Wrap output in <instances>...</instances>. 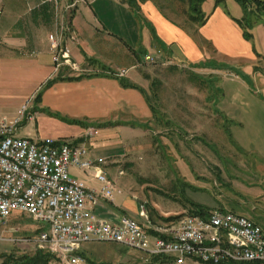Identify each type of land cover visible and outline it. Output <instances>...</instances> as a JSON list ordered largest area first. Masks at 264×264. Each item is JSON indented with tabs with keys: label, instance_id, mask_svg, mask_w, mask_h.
<instances>
[{
	"label": "crops",
	"instance_id": "obj_1",
	"mask_svg": "<svg viewBox=\"0 0 264 264\" xmlns=\"http://www.w3.org/2000/svg\"><path fill=\"white\" fill-rule=\"evenodd\" d=\"M71 1L0 0V74L3 66L12 61L34 66V72L41 77V85L36 89V92L41 89V98L35 114L58 116L83 128L84 132L74 138L56 139L80 144L86 138H95L101 131L106 132V142L111 143V134L117 132L134 137L136 141L146 139L149 145L146 147L152 152L151 138L160 134L155 131L158 110L147 94L148 78L139 72L141 67L154 63L143 61L146 55H151L164 64L177 67L176 70L204 68L219 74L221 70L234 73L233 77H215L219 81L218 87L215 86L219 99L214 112L225 118L224 126L221 120L217 124L211 120L203 122L202 129H193L190 115L196 107L188 103L181 105L179 126L212 138L222 136L223 130L230 135L236 154L250 157L253 166L264 171L262 56L245 37L241 19L231 16L221 3L207 13L202 10L207 19L203 24L193 21L183 24L153 0H133V4L131 0H94L68 11ZM64 26L66 31H63ZM50 35L63 37L78 70L68 66L56 70ZM257 62L260 64L255 69L253 65ZM120 69L130 70L129 74L122 79L114 77L112 73ZM90 131H95L93 136L89 135ZM139 145L141 147V143ZM113 147H109L113 157L124 150V146ZM90 154L93 155L91 151ZM92 155L91 158L95 157ZM70 171L89 187H99V183L83 171L75 168ZM103 171L106 174V169ZM121 194L117 192L112 202L101 201L95 213L112 223L132 217L153 237L158 236L145 218L131 213L122 204ZM234 202L236 204L233 201L223 203V210L245 215L264 229V208L249 210ZM234 207L242 212L235 211ZM157 212L158 215L149 220L160 227L177 224L179 214L185 210L160 209ZM14 213L22 214L13 212L10 217ZM44 230L45 226L41 227L38 234ZM19 232L17 227L10 230L11 234ZM20 239L25 238L0 237V241L10 244ZM144 255L148 256L146 264H150L151 259L158 261L156 264L171 261L169 257H151L145 252ZM188 264L194 262L188 261Z\"/></svg>",
	"mask_w": 264,
	"mask_h": 264
},
{
	"label": "rangeland",
	"instance_id": "obj_2",
	"mask_svg": "<svg viewBox=\"0 0 264 264\" xmlns=\"http://www.w3.org/2000/svg\"><path fill=\"white\" fill-rule=\"evenodd\" d=\"M153 1L175 20L183 24L191 21L188 0ZM217 1L203 0L202 10L209 12ZM220 3L231 16L241 20L246 18L244 9L236 0H222ZM259 14L263 17L264 10ZM251 33V41L262 56L261 64L257 62L253 68L256 69L260 64L264 75V18L252 24ZM33 68L29 63L18 61L3 66L0 74V118L14 120L22 106L29 103L30 115L34 118L29 120L28 115L25 116L19 125V137L70 139L78 136L83 131L81 126L58 116L41 115V112L35 115L41 93V89L38 92L36 89L41 85V77ZM176 69L156 59L154 63L139 69L141 75L148 78L147 94L158 110L155 131L160 134L151 138L152 152L148 149L149 145H146V139L136 141L134 137L117 132L111 134V143L106 142V132L100 131L98 136L86 138L79 145L91 151L93 155H90L95 156L94 159L102 157L106 160L103 168L106 169L107 177L117 185L118 193H122V204L133 214L140 215L144 207L152 220L160 209L185 210L179 214L180 219L184 215H192L195 206L208 210L224 209L223 203L232 201L241 203V206L249 210H261L264 208V171L253 166L250 157L236 154L230 135L222 130V136L212 138L208 134L187 131L179 126L182 120L181 105L185 103L196 107L190 115L193 129H202V123L211 120L216 124L221 120L224 126L225 118L214 112L215 103L219 99L215 89L219 81L215 77H233L234 73L221 70L219 74L204 68ZM206 131L208 133V129ZM111 146L117 149L124 146V150L113 157L109 149ZM234 210L242 212L237 207ZM44 226L46 229L45 223L14 213L7 221L0 220V237L31 239ZM12 227L19 228L20 232L11 234ZM0 247V264L6 255L21 257L42 250L33 243H22L19 240L13 244L0 241ZM77 255L85 264H146L148 257L135 248L98 242L82 245ZM150 261V264L158 262L153 259ZM50 264L66 263L55 256Z\"/></svg>",
	"mask_w": 264,
	"mask_h": 264
},
{
	"label": "built area",
	"instance_id": "obj_3",
	"mask_svg": "<svg viewBox=\"0 0 264 264\" xmlns=\"http://www.w3.org/2000/svg\"><path fill=\"white\" fill-rule=\"evenodd\" d=\"M93 1L72 0L67 10ZM49 41L56 70L63 66L78 70L63 37L50 35ZM154 60L151 55L143 59L145 63ZM129 71L120 69L112 75L122 79ZM26 115L29 120L34 118L29 103L14 120L0 118V220L7 221L13 212H20L47 228L20 242L33 243L66 264H85L77 252L93 242L121 244L151 257H169V264H264V229L251 218L229 210L184 215L175 225L156 227L143 207L140 215L158 234L155 237L133 218L112 223L99 217L95 207L103 200L112 202L118 192L103 171L106 160L91 158L86 147L72 142L19 137V125ZM72 168L96 180L99 187H89L77 179Z\"/></svg>",
	"mask_w": 264,
	"mask_h": 264
},
{
	"label": "trees",
	"instance_id": "obj_4",
	"mask_svg": "<svg viewBox=\"0 0 264 264\" xmlns=\"http://www.w3.org/2000/svg\"><path fill=\"white\" fill-rule=\"evenodd\" d=\"M222 0H218L216 4H219ZM244 9L245 14L247 15L241 23L243 24V28L245 29V37L248 40H251L253 35L251 33L252 24L262 20L260 11L264 10V1L262 0H236ZM134 2L131 0V3ZM190 9H191V21L193 22H200L203 24L207 19L203 15L202 12V3L203 0H188ZM133 4V3H132ZM134 6V5H133ZM249 9H251L249 11ZM253 15H255L253 17ZM254 19H253V18ZM258 55V54H257ZM259 56V55H258ZM129 86V85H127ZM41 94L39 95L38 100H40ZM210 210L204 208L202 206H195V210L193 214L205 216L208 214ZM4 261L2 264H50L54 259L55 256L47 251H38L34 255H24L21 257H15L13 254H9L4 256ZM228 264H248V263H228Z\"/></svg>",
	"mask_w": 264,
	"mask_h": 264
}]
</instances>
